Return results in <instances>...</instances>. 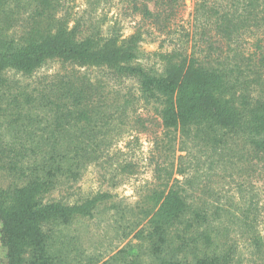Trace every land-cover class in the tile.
<instances>
[{"label":"trees","instance_id":"16d2710c","mask_svg":"<svg viewBox=\"0 0 264 264\" xmlns=\"http://www.w3.org/2000/svg\"><path fill=\"white\" fill-rule=\"evenodd\" d=\"M129 2L171 50L145 54L139 30L103 38L92 24L71 28L68 0H0L8 264H67L56 233L104 210L128 241L102 264H264V192L254 188L264 184V0H197L191 29L178 21L186 0ZM57 60L118 80H10ZM125 132H135L129 144L152 134L150 187L127 205L109 192L77 196L88 166L131 167L112 169L109 152Z\"/></svg>","mask_w":264,"mask_h":264},{"label":"rangeland","instance_id":"374dc122","mask_svg":"<svg viewBox=\"0 0 264 264\" xmlns=\"http://www.w3.org/2000/svg\"><path fill=\"white\" fill-rule=\"evenodd\" d=\"M196 1L186 0L185 6L181 9L178 16V21L185 22L190 29ZM67 8L71 14L69 21L71 28L79 23L81 26L79 29L87 32L92 24L94 35L99 34L103 38L118 32L126 38L139 30L138 34L141 39L139 46L145 54L152 55L171 50L168 44L161 45L166 35L158 32L153 25L144 22L129 0H68ZM150 57L151 62L154 63L156 58ZM8 74L10 80L21 79L24 82L48 81V77H52L54 74L63 82H67L68 79H71L72 82H116L118 80V77L117 80L115 79L116 81L111 79L106 71L99 67L80 68L64 63L61 60L46 62L37 74L29 78H23L13 70ZM124 82L137 81L128 79ZM139 112L143 116H154L153 112H147L144 109H140ZM134 134L135 132H125L121 139L109 150L113 163L112 169L117 165L123 164L126 166L131 165V167H127L122 174L117 172V174L111 175L106 173L102 166H88L74 187V192L77 196L109 192L115 196L113 200L127 205L134 204L137 201L138 193L143 186L147 184L150 187V183L153 180V167L147 165L146 159L149 157L152 148V134H137L138 141L129 144L133 140ZM7 184L6 176L0 175V188H6ZM258 187L263 193L264 184L256 183L254 188ZM227 192V185H225L222 194H229L227 196L229 197L231 192ZM114 213L116 211L104 210L96 212L92 218L79 220L71 228L56 233L61 239L57 243L58 247L61 246L62 240H67L65 246L69 250V262L67 264H91L97 262L99 258L102 260V264L118 248L123 247L127 243L128 239L121 240L124 228L115 219ZM2 229L3 223L0 221V264H8V249L2 242ZM261 229L264 232V221L261 222ZM260 263L259 260L254 259L252 264Z\"/></svg>","mask_w":264,"mask_h":264}]
</instances>
